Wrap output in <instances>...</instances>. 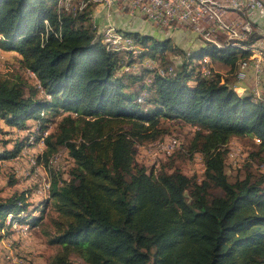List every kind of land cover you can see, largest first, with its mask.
<instances>
[{
  "label": "trees",
  "instance_id": "16d2710c",
  "mask_svg": "<svg viewBox=\"0 0 264 264\" xmlns=\"http://www.w3.org/2000/svg\"><path fill=\"white\" fill-rule=\"evenodd\" d=\"M58 1L0 0V50L18 53L39 82L0 77V121L20 130L40 121L41 139L51 125L42 113L63 116L45 138V163L61 148L73 162L69 180L49 168L50 196L33 213L25 193L5 199L0 191V231L9 216L35 228V213L51 207L48 241L64 248L52 264H76L73 255L82 264H264V176L231 181L226 172L234 139L258 140L254 157L264 154V98L240 95L217 73L203 76L199 64L207 57L237 74L251 53L203 43L181 51L174 68L165 60L170 41L123 32L146 50L141 61L161 63L122 73L136 62L96 36L93 8L69 13ZM163 121L196 128L191 152L203 155L202 180L179 170L156 176L137 163L138 145L168 134Z\"/></svg>",
  "mask_w": 264,
  "mask_h": 264
},
{
  "label": "rangeland",
  "instance_id": "374dc122",
  "mask_svg": "<svg viewBox=\"0 0 264 264\" xmlns=\"http://www.w3.org/2000/svg\"><path fill=\"white\" fill-rule=\"evenodd\" d=\"M56 8L60 9L62 7L57 3ZM91 18L97 31L96 36L103 37L106 28L108 26H113L121 33H137L142 37L148 36L161 41H170L174 51L169 52L165 56V60L174 68L183 60L180 54L181 51L191 52L192 50H198L203 44L202 39L192 34L191 30L188 28H179L177 29L178 31L173 33L169 30L147 24L142 20H132L136 22L133 23L130 21H122L121 16L109 18L108 11L102 9L94 10ZM256 34L262 36V32H257ZM217 41L221 46L227 47V38L224 35H219ZM138 46L143 47L141 44H138ZM108 48L112 49V47L109 46ZM144 51L146 50L142 48V53ZM121 52L128 53L124 49H121ZM131 56L133 58L128 59L134 60V62H136L135 65L132 68L125 66L122 73L134 72L139 74V72H142L143 68L153 70V68L160 67L161 62L159 61L151 60L148 57L141 61L139 58L140 55L136 57L133 55ZM158 56H160V54H158ZM20 60L21 57L18 53H8L0 50V77L13 78L15 76H20L28 86L39 85L36 76H33L32 72L23 69ZM204 60H208V68H214L216 73L222 76V81L229 82L240 95H254L253 93L254 90L257 89V84L252 75L247 78L248 81L245 80L246 82L243 86V81L240 82L238 80L236 73L233 74L230 72V67L218 63L214 64L212 60L207 57ZM126 64L127 62L125 65ZM199 64L201 63L199 62ZM149 81V79L145 80L147 84ZM140 85L141 83H137L134 88L138 90V86ZM263 91L264 90H261V92ZM145 94L146 93H143V96H146ZM262 98H264L263 94ZM42 115L44 118L50 120L49 122L51 125L50 128L42 134L41 139H37L40 136V121H28L25 130L8 127L3 121H0V155L4 152L15 150L20 145L23 146L17 158L9 161H0L1 197L6 199L16 193H25L28 202L31 204V213L35 212L37 208L47 200L44 197L37 196L38 194L34 191L38 182L42 180L41 178L45 179L51 175L50 169L45 163L46 159L44 153L47 147L44 141L48 135L56 130V126L63 118V116L55 117L53 114H48L46 112H43ZM163 125L168 129V134L165 137L154 143L137 146V163L145 167L148 172L154 171L156 176L162 171L171 173L175 170H179L189 177L196 178L198 181L202 180L205 173L203 155L198 151L191 152L196 128L192 127L190 124L178 123L176 121H163ZM173 140H176L177 144L171 149V155H165L160 152L159 157L156 159L151 155L153 145L156 147L158 143H161L169 146L173 143ZM257 144H259L258 140L246 138L234 139L229 144L226 172L231 181L244 179L247 175H252L255 179L264 176V154L259 157H254V154L259 152ZM58 154L60 155V160L55 164L56 167L54 168L52 166V168L57 171L59 169L58 173L61 174V177L64 180H69L73 162L70 160L68 151L65 148H61L56 154L49 157L48 162ZM38 158L39 163L37 167L39 177L32 179L29 176V172L34 170L35 165L33 161ZM53 214L51 207L46 208L45 213H42V211L35 213V216L42 218L41 223L35 228H31L29 225L25 224L20 225L14 223L11 225L12 216H9L6 220V226H8V228L0 231V264H52L53 260L64 249L62 246H52L48 241L46 233L47 231L49 233L53 232V228L49 221L50 216ZM71 260L76 264H82L83 262V260L74 255L71 257Z\"/></svg>",
  "mask_w": 264,
  "mask_h": 264
},
{
  "label": "built area",
  "instance_id": "2783aa9c",
  "mask_svg": "<svg viewBox=\"0 0 264 264\" xmlns=\"http://www.w3.org/2000/svg\"><path fill=\"white\" fill-rule=\"evenodd\" d=\"M78 1L76 0V4ZM206 1L210 2V11L199 9L197 0H104L100 9L107 10L109 18L125 16L130 20H142L147 24L173 33L179 28H188L193 34L200 37L203 43L215 45H220L217 41L219 35H224L227 38V44H231L235 41H249L250 36L254 33L253 26H242L241 19H231V16L227 14V6L240 7L244 9L246 15H250L252 18L261 15L264 20V0ZM111 38H116V28L108 26L102 37L104 44L118 52H121L124 47H134L139 50L138 45L126 41L118 40V45H111ZM261 59H264L263 48H261L259 61H252L250 58L242 60L241 76L238 79L240 82H244L252 75L257 84V89L253 94L259 96L264 95V91L261 92L264 90V69L261 68ZM207 66V64L202 65L203 76L211 77L216 74L214 68ZM176 144L177 141L173 140L169 146L158 145H164V154H166L171 153V148ZM44 180L47 185V179Z\"/></svg>",
  "mask_w": 264,
  "mask_h": 264
},
{
  "label": "bare ground",
  "instance_id": "6f19581e",
  "mask_svg": "<svg viewBox=\"0 0 264 264\" xmlns=\"http://www.w3.org/2000/svg\"><path fill=\"white\" fill-rule=\"evenodd\" d=\"M61 1V4H60ZM59 5L62 7L60 9H64L69 13H75L77 11H84L87 8H93V12L94 10H98L101 8V4H104V0H79L76 4V0H59L58 1ZM74 7V9H73ZM197 7L203 11H210V2L206 1V0H197ZM227 14L232 16L234 14H243L245 16H248V18H250V15H246V12L244 11V9L240 8V7H236V6H227ZM241 25L242 26H252L250 23L248 22H243L241 21ZM1 38V36H0ZM118 40L119 41H126L127 43H132L135 45H138L133 38L131 37H127L125 36L123 33L119 32L116 29V38H111V45H118ZM248 41H235L234 43L231 44H227V47H234V48H242L245 51H249L251 53V56L249 57L252 61H259L260 59V55H261V48L264 49V36H262V38H260L259 40L251 43V44H247ZM107 45V44H105ZM215 45V44H213ZM217 47H223L221 45H215ZM257 46V47H255ZM139 50H137L134 47H124L122 49L126 50L129 54L133 55L134 57L141 55L142 54V47L138 46ZM261 47V48H260ZM261 68L264 69V59H261ZM237 78L239 79L241 76V62L239 63V70L237 72ZM34 76V74H33ZM255 95V94H254ZM255 97L257 98H262V96L259 95H255ZM161 144V143H158ZM155 146L153 145L152 149H151V155L154 158H158L159 157V153L162 152L164 154V145H158L154 148ZM154 148V149H153ZM173 148V147H172ZM171 148V149H172ZM172 153V150H171ZM171 153H166L165 155H171ZM59 155V154H58ZM54 156L50 161H49V168L51 169L52 166L55 168L56 167V163L59 162L60 160V155L59 156ZM34 170L29 172V176L32 179H35L37 177H39L38 175V159L34 160ZM58 169V168H56ZM49 177V178H48ZM47 179V185L46 182L43 178H41L42 180L38 182V185L35 189V193H37V196H41L42 198L44 197L45 199H48L50 196V190H51V177L48 176ZM40 184V185H39Z\"/></svg>",
  "mask_w": 264,
  "mask_h": 264
},
{
  "label": "crops",
  "instance_id": "0c3cea01",
  "mask_svg": "<svg viewBox=\"0 0 264 264\" xmlns=\"http://www.w3.org/2000/svg\"><path fill=\"white\" fill-rule=\"evenodd\" d=\"M242 17V18H241ZM122 18V21L124 20V21H130V22H133L132 20H130L129 18H127V17H121ZM231 19H235V18H237V19H241V20H243V22H248V23H250L252 26H253V29H254V31L255 32H262V33H264V20H263V17L261 16V15H256L254 18H252V17H250V18H248V16H245V15H243L242 14V16H241V14H234V15H232L231 17H230ZM133 23H136V22H133ZM182 33V32H181ZM157 34V33H156ZM193 34V33H192ZM182 35V34H181ZM184 36H186L185 34H183ZM191 35V34H190ZM188 36V35H187ZM262 38V37H261ZM209 59V58H208ZM204 62H202V61H200V65L202 66V65H204V63L205 64H208V60L207 61H205V60H203ZM215 64V63H214ZM250 80V79H249ZM248 81V80H247ZM246 81H244V82H242V85L244 86V83H245ZM240 88V87H239Z\"/></svg>",
  "mask_w": 264,
  "mask_h": 264
}]
</instances>
